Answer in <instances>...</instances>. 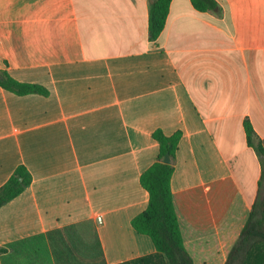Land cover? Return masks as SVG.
I'll list each match as a JSON object with an SVG mask.
<instances>
[{
	"label": "crops",
	"instance_id": "crops-1",
	"mask_svg": "<svg viewBox=\"0 0 264 264\" xmlns=\"http://www.w3.org/2000/svg\"><path fill=\"white\" fill-rule=\"evenodd\" d=\"M152 0H0V69L48 96L0 87V248L89 223L105 264L157 252L131 225L148 206L152 138L181 132L170 189L193 264H225L256 199L264 147V0H171L148 40Z\"/></svg>",
	"mask_w": 264,
	"mask_h": 264
},
{
	"label": "trees",
	"instance_id": "trees-1",
	"mask_svg": "<svg viewBox=\"0 0 264 264\" xmlns=\"http://www.w3.org/2000/svg\"><path fill=\"white\" fill-rule=\"evenodd\" d=\"M149 11L148 40L152 48L162 33L169 12L171 0H152ZM192 6L199 12L213 11L217 8L215 0H191ZM0 87L18 96L38 94L48 96L44 87L16 81L6 70L0 69ZM247 142L259 157L262 173L259 189L244 228L236 244L231 248L225 264H264V147L256 142L255 133L249 120L244 121ZM152 138L159 144L157 160L140 176V185L147 191V208L134 217L131 225L141 235L148 236L157 252L120 264H193L186 252L180 231L178 215L170 189L174 162L178 151L181 132L165 136L161 130H155ZM169 163H164L165 156ZM32 183V175L23 165L18 166L7 182L0 187V208L22 194ZM91 229L89 223H79L61 230L38 235L0 248V255L13 252L20 257H33L30 251L42 257L44 264H101L88 246L82 227ZM60 238L62 249L50 245L54 236ZM98 251H101L97 240ZM48 249L50 251H48ZM8 250V251H7ZM74 260V261H72Z\"/></svg>",
	"mask_w": 264,
	"mask_h": 264
},
{
	"label": "rangeland",
	"instance_id": "rangeland-1",
	"mask_svg": "<svg viewBox=\"0 0 264 264\" xmlns=\"http://www.w3.org/2000/svg\"><path fill=\"white\" fill-rule=\"evenodd\" d=\"M83 231L85 232L86 237L88 236L89 239L87 238L88 241V246L91 249L94 257L99 263L105 264L104 261V255H103V250L101 247V251H98V245H97V240H99L98 233L96 229L94 228L93 225H91V229H88L86 226L82 227ZM54 240L50 241V245H57L62 249V244L60 242V238H58L56 235L54 236ZM7 248V247H3ZM8 251V250H7ZM48 251H50L48 249ZM31 254H33V257H20L16 256L13 252H8L6 254H1L0 255V264H44V259L42 255H45V252H40L42 255H38L34 253L33 251H30ZM74 261V260H72Z\"/></svg>",
	"mask_w": 264,
	"mask_h": 264
},
{
	"label": "water",
	"instance_id": "water-1",
	"mask_svg": "<svg viewBox=\"0 0 264 264\" xmlns=\"http://www.w3.org/2000/svg\"><path fill=\"white\" fill-rule=\"evenodd\" d=\"M153 1H151V3H152ZM169 156L168 155H166L165 156V158H164V163H169Z\"/></svg>",
	"mask_w": 264,
	"mask_h": 264
}]
</instances>
